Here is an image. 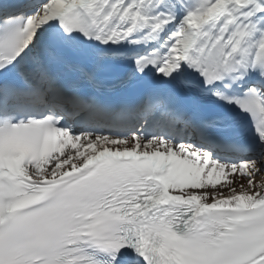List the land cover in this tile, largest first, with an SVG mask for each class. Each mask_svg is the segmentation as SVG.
<instances>
[{
	"label": "snow or ice",
	"instance_id": "snow-or-ice-1",
	"mask_svg": "<svg viewBox=\"0 0 264 264\" xmlns=\"http://www.w3.org/2000/svg\"><path fill=\"white\" fill-rule=\"evenodd\" d=\"M0 264H264V0H0Z\"/></svg>",
	"mask_w": 264,
	"mask_h": 264
}]
</instances>
